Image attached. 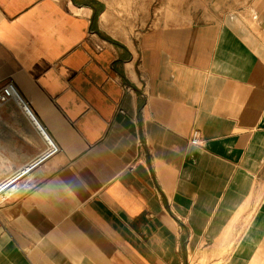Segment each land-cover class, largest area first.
<instances>
[{"label": "crops", "instance_id": "1", "mask_svg": "<svg viewBox=\"0 0 264 264\" xmlns=\"http://www.w3.org/2000/svg\"><path fill=\"white\" fill-rule=\"evenodd\" d=\"M145 1L0 0V264H264V0Z\"/></svg>", "mask_w": 264, "mask_h": 264}, {"label": "built area", "instance_id": "2", "mask_svg": "<svg viewBox=\"0 0 264 264\" xmlns=\"http://www.w3.org/2000/svg\"><path fill=\"white\" fill-rule=\"evenodd\" d=\"M10 100H13L16 103H18L20 107L23 109V111L29 116V118H31L35 122L42 137L45 140L47 147L46 150L42 153V155L34 159L33 160L34 162L31 163V165L27 166L24 170H22L21 172L13 173L12 175L0 180V205L4 204L9 199L11 194L17 190L19 182L25 178H28L32 174V172L39 166L34 168L31 172L21 177L13 184H10L13 180H15L22 173L27 171L30 167H32L33 165H35L36 163H38L48 155L54 152L57 153L60 148L57 142L48 134L46 129L37 121L33 112L31 111L28 101L22 96V94L19 92L18 88L16 87L15 83L11 79L0 83V105ZM190 142L193 144H200L201 136L199 130L194 129L192 131V134L190 136Z\"/></svg>", "mask_w": 264, "mask_h": 264}, {"label": "rangeland", "instance_id": "3", "mask_svg": "<svg viewBox=\"0 0 264 264\" xmlns=\"http://www.w3.org/2000/svg\"><path fill=\"white\" fill-rule=\"evenodd\" d=\"M106 1H108L109 5H113V7L117 8L118 13L120 14V19L122 23L133 25V23L135 22V25L139 23L142 24V19L139 18L138 15H136L135 13L131 15L134 9L137 10L139 9L140 5H142L141 0H117L116 1L117 6L115 4H112L111 0H106ZM120 1L123 2L124 8H121L122 5ZM154 1L152 0L151 2L154 4L155 3ZM189 264H226V262H225V256L223 254L221 255H216V254H210V255L209 254H198L197 255L196 254V255L189 256Z\"/></svg>", "mask_w": 264, "mask_h": 264}, {"label": "bare ground", "instance_id": "4", "mask_svg": "<svg viewBox=\"0 0 264 264\" xmlns=\"http://www.w3.org/2000/svg\"><path fill=\"white\" fill-rule=\"evenodd\" d=\"M143 1V0H142ZM121 8H124L123 6V2H121ZM147 1L144 0V3L142 6H146ZM120 5V4H119ZM123 10V9H122ZM105 16L103 15L102 18H104ZM116 30V29H115ZM55 153V152H54ZM54 153L48 155L47 157H45L44 159H42L41 161H39L38 163H36L35 165H33L32 167H30L27 171H25L24 173H22L19 177H17L15 180H13L10 184H13L14 182H16L17 180H19L21 177L25 176L26 174H28L29 172H31L34 168H36L37 166H39L40 164H42L45 160H47L48 158H50ZM33 163V162H32ZM31 165V164H30ZM224 246H222L221 251H224Z\"/></svg>", "mask_w": 264, "mask_h": 264}]
</instances>
